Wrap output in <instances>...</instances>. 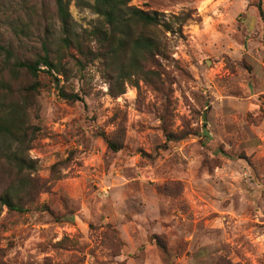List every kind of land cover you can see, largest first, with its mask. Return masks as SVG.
<instances>
[{
    "label": "rangeland",
    "instance_id": "obj_1",
    "mask_svg": "<svg viewBox=\"0 0 264 264\" xmlns=\"http://www.w3.org/2000/svg\"><path fill=\"white\" fill-rule=\"evenodd\" d=\"M86 1L65 42L54 0H0V74L47 51L60 69H15L29 90L7 95L35 169L26 210H0V264H264V0H132L172 30L134 25L161 52L131 77Z\"/></svg>",
    "mask_w": 264,
    "mask_h": 264
},
{
    "label": "trees",
    "instance_id": "obj_2",
    "mask_svg": "<svg viewBox=\"0 0 264 264\" xmlns=\"http://www.w3.org/2000/svg\"><path fill=\"white\" fill-rule=\"evenodd\" d=\"M56 12L62 29L65 32L64 40L69 41L73 30V17L70 11L71 0H54ZM80 1V0H78ZM132 0H88L86 4L93 11L104 18L108 24V28L97 29L95 35L101 38V41L106 44L107 49L103 56L109 60H115L118 53L126 49L127 45L132 47L134 53V62L130 66L125 67L118 77H126L134 72L141 70L139 65L142 60L155 58L161 52V42L158 37L144 32L135 33L134 25L142 26H163L167 31L172 30L169 22L161 18V15L156 10L143 9L137 5L131 4ZM260 13H263L261 0L258 2ZM47 51V50H45ZM0 53L5 54L7 59L13 57V51L3 44H0ZM111 64V62H110ZM47 66L48 71L56 70L60 72L57 64L50 58L48 51L35 60L14 59L13 68L10 69L8 76L0 74V210L2 207H7L9 210L25 211L24 198L26 195H20V185L23 184L19 176L25 170H34L35 164L31 158L27 156L30 147H25L26 141L21 137L19 125L23 118L19 104L8 101L7 95L12 93L29 90V87L15 88L12 79L17 76L15 69H26L32 76L37 77L41 71V66ZM121 91L120 93H123ZM61 94L67 98L83 100V97L78 94H68L61 91ZM5 95V98H1ZM10 143L6 145V142ZM108 147L117 151L121 148V143L110 138L107 139ZM15 169L16 176L13 177L5 187H2L3 176L7 168ZM30 194V191L28 195Z\"/></svg>",
    "mask_w": 264,
    "mask_h": 264
},
{
    "label": "water",
    "instance_id": "obj_3",
    "mask_svg": "<svg viewBox=\"0 0 264 264\" xmlns=\"http://www.w3.org/2000/svg\"><path fill=\"white\" fill-rule=\"evenodd\" d=\"M204 119L206 120V117H204Z\"/></svg>",
    "mask_w": 264,
    "mask_h": 264
}]
</instances>
